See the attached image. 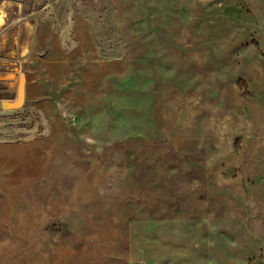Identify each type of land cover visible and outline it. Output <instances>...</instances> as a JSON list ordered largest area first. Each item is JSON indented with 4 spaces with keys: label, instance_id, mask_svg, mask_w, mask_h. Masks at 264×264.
Segmentation results:
<instances>
[{
    "label": "rangeland",
    "instance_id": "rangeland-1",
    "mask_svg": "<svg viewBox=\"0 0 264 264\" xmlns=\"http://www.w3.org/2000/svg\"><path fill=\"white\" fill-rule=\"evenodd\" d=\"M3 7L57 47L0 55V264H264V0Z\"/></svg>",
    "mask_w": 264,
    "mask_h": 264
},
{
    "label": "crops",
    "instance_id": "crops-1",
    "mask_svg": "<svg viewBox=\"0 0 264 264\" xmlns=\"http://www.w3.org/2000/svg\"><path fill=\"white\" fill-rule=\"evenodd\" d=\"M0 18V55L3 51L13 50L11 52L12 55L14 53L15 45H17V50L21 51V55L25 58V62L28 66L36 61H39L40 63L45 62L44 60L49 53L47 48L57 47V43L50 30H46L47 32L41 36L39 30L38 33L32 31L28 24H25L23 27H18L15 22L11 20V14H9L8 8H2ZM1 63H3V61H1ZM3 66L2 68L5 69L0 71V119L8 118L12 113H16L22 108L29 109L28 107L32 106V96H30V90L27 86V78L24 77L25 86L23 99L20 101L17 96L20 85L19 82L16 91L17 99L14 100L13 83L15 79V70ZM7 104H14L15 106L10 107Z\"/></svg>",
    "mask_w": 264,
    "mask_h": 264
},
{
    "label": "built area",
    "instance_id": "built-area-1",
    "mask_svg": "<svg viewBox=\"0 0 264 264\" xmlns=\"http://www.w3.org/2000/svg\"><path fill=\"white\" fill-rule=\"evenodd\" d=\"M17 61H18V60H17ZM17 61H16V62H17ZM19 64H20V63H19ZM16 68H17V69L20 68V70H21V68H22V67H21V64H20V65H16ZM17 69H16V70H17ZM17 71H18V70H17Z\"/></svg>",
    "mask_w": 264,
    "mask_h": 264
},
{
    "label": "bare ground",
    "instance_id": "bare-ground-1",
    "mask_svg": "<svg viewBox=\"0 0 264 264\" xmlns=\"http://www.w3.org/2000/svg\"><path fill=\"white\" fill-rule=\"evenodd\" d=\"M1 25V24H0Z\"/></svg>",
    "mask_w": 264,
    "mask_h": 264
}]
</instances>
